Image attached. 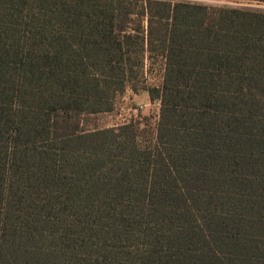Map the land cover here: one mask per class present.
I'll list each match as a JSON object with an SVG mask.
<instances>
[{
	"label": "trees",
	"instance_id": "obj_1",
	"mask_svg": "<svg viewBox=\"0 0 264 264\" xmlns=\"http://www.w3.org/2000/svg\"><path fill=\"white\" fill-rule=\"evenodd\" d=\"M0 264H264V11L0 0Z\"/></svg>",
	"mask_w": 264,
	"mask_h": 264
},
{
	"label": "rangeland",
	"instance_id": "obj_2",
	"mask_svg": "<svg viewBox=\"0 0 264 264\" xmlns=\"http://www.w3.org/2000/svg\"><path fill=\"white\" fill-rule=\"evenodd\" d=\"M196 3H203L216 7H233L249 10L264 11V0H186ZM160 58L155 57L145 61L143 77L147 83H159L161 72ZM147 69V70H146ZM143 81V80H141ZM138 81L137 85L142 86L143 82ZM159 112V102L150 100L147 93L140 89L132 90L128 85L124 92L118 94L114 101L113 109L110 112L97 113L84 117L83 126L88 129L115 127L130 119L139 121L141 127H145L147 119L151 126Z\"/></svg>",
	"mask_w": 264,
	"mask_h": 264
},
{
	"label": "crops",
	"instance_id": "obj_3",
	"mask_svg": "<svg viewBox=\"0 0 264 264\" xmlns=\"http://www.w3.org/2000/svg\"><path fill=\"white\" fill-rule=\"evenodd\" d=\"M146 93H147V95H148V97H149V94H148V92L146 91V90H144ZM150 99V98H149ZM158 101V100H157ZM159 102V101H158Z\"/></svg>",
	"mask_w": 264,
	"mask_h": 264
}]
</instances>
